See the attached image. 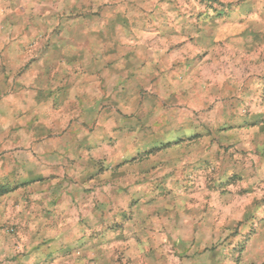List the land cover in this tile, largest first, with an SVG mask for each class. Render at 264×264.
<instances>
[{
    "label": "rangeland",
    "instance_id": "rangeland-1",
    "mask_svg": "<svg viewBox=\"0 0 264 264\" xmlns=\"http://www.w3.org/2000/svg\"><path fill=\"white\" fill-rule=\"evenodd\" d=\"M0 264H264V0H0Z\"/></svg>",
    "mask_w": 264,
    "mask_h": 264
}]
</instances>
